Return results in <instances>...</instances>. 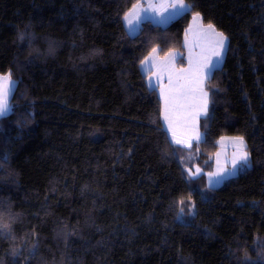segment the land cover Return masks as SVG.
I'll use <instances>...</instances> for the list:
<instances>
[{"label":"trees","instance_id":"trees-1","mask_svg":"<svg viewBox=\"0 0 264 264\" xmlns=\"http://www.w3.org/2000/svg\"><path fill=\"white\" fill-rule=\"evenodd\" d=\"M139 1L0 0V73L16 81L0 119V264H264V0H184L130 35ZM196 13L228 39L198 161L211 168L237 135L252 162L216 188L186 179L140 70L153 49L184 50Z\"/></svg>","mask_w":264,"mask_h":264},{"label":"snow or ice","instance_id":"snow-or-ice-1","mask_svg":"<svg viewBox=\"0 0 264 264\" xmlns=\"http://www.w3.org/2000/svg\"><path fill=\"white\" fill-rule=\"evenodd\" d=\"M169 7L174 11L170 16L165 18L159 12V8H164L167 11ZM190 7V5L184 3V0H174L170 5L149 3L143 9L137 4L130 13L125 15L124 19L129 29L132 30L134 26L139 25L142 19L147 18L146 16H141L139 14L140 11L144 13L151 11L161 17V23H166L172 16L186 12ZM193 19L199 22L200 17L197 15ZM204 31L206 34H210L213 39L208 43L206 50L195 60H192L190 57V67L188 69L176 70L173 67L175 57L171 52L165 55L160 63H156V49L152 50L153 55L149 60L144 61L145 64L149 65V79L152 76H156L157 80H161L163 75L167 74V87L161 88V96L164 99V120L167 122L168 131L172 134V140L176 144L188 148L192 146V139H196L197 141L200 139L199 133L194 131L193 127L189 126V121L194 120L195 117L201 114H207L208 93L202 86L203 82L210 77L212 70L218 66L213 60V57L219 60L226 51V38L222 33L216 32L211 24ZM152 69H156V71L153 72ZM0 80H2V85H0V116H4L10 111L8 98L12 82L10 75L2 77ZM232 143L236 149L231 160V168L234 174L238 168H243L248 165L249 152L247 151L243 138L233 139ZM217 166L215 172L207 173L209 183L212 182L213 178H216L217 182H219L228 172L227 164L222 166L219 159H217ZM199 172L200 170L197 169L196 173L198 174Z\"/></svg>","mask_w":264,"mask_h":264},{"label":"rangeland","instance_id":"rangeland-1","mask_svg":"<svg viewBox=\"0 0 264 264\" xmlns=\"http://www.w3.org/2000/svg\"><path fill=\"white\" fill-rule=\"evenodd\" d=\"M174 2V0H140L139 2H137L135 5L139 4L141 6V9L146 8L147 5L149 3L152 4H156V5H160V4H164V5H170ZM184 3L187 5V3L184 1ZM133 5V7L135 6ZM133 7L130 8L125 15H127L128 13H130L133 10ZM172 8H167L168 11H170ZM159 12L160 13H164L165 9L164 8H159ZM184 13V12H183ZM181 13V14H183ZM139 14L141 16H146L147 18L145 19V21H151L152 23L164 26L166 25L165 23H157L160 22L161 17L159 15H156L155 13L149 11L147 13H144L143 11H140ZM181 14L175 16L174 18H172L169 22H171L172 20H174L175 18H177L178 16H180ZM125 15L123 16V22L127 23L124 19ZM199 15L200 20L199 22L194 21L193 17ZM163 17H165L163 15ZM144 21V20H143ZM168 22V21H167ZM168 24V23H167ZM207 23H204L201 15L196 13L192 16L190 24L188 25V28L186 30V33L184 35L183 38V47L184 50L178 51V50H172L169 51L171 53H173L175 59H174V63H173V67L176 70L179 69H188L190 67V57L192 58V60H195L198 56L201 55V53L203 51L206 50L207 45L209 42L212 41L213 37L210 34H206L204 30H206L208 28ZM212 25V24H211ZM213 28L215 29L216 32L218 33H222L224 35V37L226 38V50H227V45H228V39L227 36L221 31L218 30L214 25H212ZM139 29V28H138ZM132 30H137V27L134 26V28ZM134 32V31H133ZM130 35H134L130 34ZM157 50V49H156ZM169 52H167L164 55H160L158 53V51H156L155 53V62L156 63H160L162 58L167 55ZM225 54L226 51L222 54V57L217 60L215 57H213V60L216 62V64L218 65L217 67H215L212 70V73L215 69L220 68L223 65L224 62V58H225ZM153 55V52L151 51L140 63V70L142 71V73L147 74L149 73V65L145 64L144 61L149 60V58ZM152 71H156V69H152ZM211 73V75H212ZM10 75V80L12 82V84L10 85V95L8 98V103L10 106V111L12 108V104L10 102L11 96L13 94L15 85H16V81L15 79L11 76L10 73H0V78L4 77V76H9ZM210 75V77H211ZM150 76V73H149ZM148 78L146 79V82L148 84V86H151V84L155 83V84H160V90L162 87L166 88L167 84H168V76L167 74H164L161 80H157L156 76H152L151 79ZM209 77V78H210ZM208 78V79H209ZM204 80L203 82V88L205 91H207V80ZM0 85H2V80H0ZM10 111L7 113L9 114ZM7 114H5L4 116H6ZM210 115V102H209V93H208V107H207V114H201L197 117H195L194 120H190L189 121V126L194 128V131L198 132L200 135V139L199 141H197L196 139H192L191 140V144L192 146L190 148L188 147H184L183 145H178L176 144L173 140H172V134L171 132L168 131V125L167 122L164 120V106H163V112H162V120L164 122V126L166 128V131L168 133L169 139L171 141V143L174 145V147H176L177 149H183L184 153L180 154L181 151L179 152L178 156H179V161H180V165L182 167V170L185 174V177L187 180H191L197 177H201V175L205 176V186L207 188H216V187H220L222 186L226 181L236 177L237 175L241 174L244 170H246L247 168L251 167L252 162H251V155L249 153V161H248V165L243 167V168H238L237 170H235V173L233 174V170L231 168V160L233 158V154L236 151L232 140L236 139V138H243L242 136H237V135H223L218 139V148L216 150V152L211 155L208 159V161H210L212 163L211 168L207 169L206 168V163L204 162H199L198 159L199 158V150L195 149V145H198L201 140L204 137V132L201 130V121L205 120L208 116ZM4 116H0V119L3 118ZM178 136H179V131H178ZM245 144H246V140L243 138ZM247 147V144H246ZM248 151V150H247ZM249 152V151H248ZM217 159H219L220 164L223 166L225 164H227L228 167V172L225 174V176L223 178H221L219 180V182H217L216 178H213L212 182L209 183V177L207 175V173L210 172H215L217 170ZM199 169L200 172L197 174L196 170ZM206 189V188H205ZM207 195L205 193H203V198H206ZM191 215L194 214V204L193 201L191 200V211H190ZM177 220L180 222H185L187 219L184 216L183 213H179Z\"/></svg>","mask_w":264,"mask_h":264},{"label":"crops","instance_id":"crops-1","mask_svg":"<svg viewBox=\"0 0 264 264\" xmlns=\"http://www.w3.org/2000/svg\"><path fill=\"white\" fill-rule=\"evenodd\" d=\"M173 9H171L170 11H165L164 13H163V15L165 16V18H167L168 16H170L172 13H173ZM175 16H177V15H174V16H172V18H174ZM171 18V19H172ZM171 19H169V20H167L168 22H166L165 24H167V23H169V21L171 20ZM145 21V19H142L141 20V22L139 23V25L138 26H136L137 27V30H130L129 29V26H128V24L127 23H125V22H123V24H124V26H125V29L127 30V32L129 33V34H135L137 31H138V28L140 27V25ZM157 23H161V22H157ZM134 31V32H133ZM142 72V71H141ZM147 75V77H146V79L148 78V76H149V73H147L146 74ZM148 85V84H147ZM148 87H150V88H154L155 90H156V92H157V94H158V96L160 97V99H161V104H162V112H163V106H164V99H163V97L161 96V90H160V84L158 83V84H155V83H153V84H151V86H148ZM162 118H163V116H162ZM165 122V121H164ZM164 122H163V120H162V123H163V127L165 128V126H164ZM165 130H166V128H165ZM167 132V131H166ZM168 134V133H167ZM169 137V136H168Z\"/></svg>","mask_w":264,"mask_h":264}]
</instances>
